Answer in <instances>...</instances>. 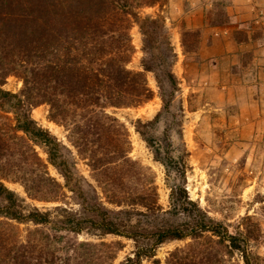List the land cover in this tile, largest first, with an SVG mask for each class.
<instances>
[{
  "label": "trees",
  "instance_id": "trees-1",
  "mask_svg": "<svg viewBox=\"0 0 264 264\" xmlns=\"http://www.w3.org/2000/svg\"><path fill=\"white\" fill-rule=\"evenodd\" d=\"M126 5L124 0H0V264H108L114 256L106 242L72 243L63 240L64 235L38 228L20 239L10 231V221L48 225L54 233L98 231L130 238L135 249L120 264H140L160 243L209 232L240 250L248 264L235 235L188 194L184 108L171 69L175 53L162 19L136 18L145 54L142 67L154 74L161 107L151 119L137 118L134 127L163 166L167 208L157 202L153 179L128 156L123 124L106 111L153 95L144 74L126 67L132 50L127 15L135 17ZM227 21L221 11L211 23ZM9 74L22 79L18 93L1 87ZM42 102L49 105L51 119L68 127L73 144L88 157L92 169H98L108 201L127 206L108 208L99 197L84 192L60 142L30 116V108ZM7 111L13 114L10 122L3 119ZM35 143L45 146L47 161L37 154ZM47 162L59 171L63 186L76 193L81 210L56 207L52 215L49 210L25 208L23 199L3 182H20L32 198L56 197L61 184L50 176ZM125 178L135 179L137 185L125 186ZM208 250H203L200 264L214 263ZM177 252L170 254L167 264H180L177 257L171 260Z\"/></svg>",
  "mask_w": 264,
  "mask_h": 264
},
{
  "label": "rangeland",
  "instance_id": "rangeland-1",
  "mask_svg": "<svg viewBox=\"0 0 264 264\" xmlns=\"http://www.w3.org/2000/svg\"><path fill=\"white\" fill-rule=\"evenodd\" d=\"M124 1L135 16L127 15L132 50L126 67L141 71L153 91L150 99L139 104L106 108L126 130L130 143L128 156L153 179L157 202L167 208L169 187L163 166L153 159L134 127L137 118L151 119L161 107L154 74L142 67L145 54L136 19L157 17L164 22L175 53L171 69L178 80L177 96L184 108L182 135L188 151V194L211 218L221 222L228 233L235 235L245 249L248 264H264V0ZM221 11L228 21L212 25ZM1 87L18 93L22 79L9 74ZM30 116L37 126L60 142L87 195H96L108 208L127 206L111 203L104 196L98 169H92L88 157L78 151L68 127L51 119L47 103L33 105ZM3 119L10 122L13 114L4 112ZM34 149L47 161L43 144L35 143ZM47 168L50 176L61 184L56 197L49 194L32 198L20 182L10 179L3 182L23 199L25 208L49 210L52 215L56 207L81 210L76 193L63 186L59 171L48 162ZM136 183L135 179L130 182L124 179L127 187L133 188ZM10 222L14 226L10 231L20 239L26 237L28 230L38 228L50 235H64L63 240L72 243L106 242L114 254L108 264H120L135 249L134 241L124 236L98 231L54 233L48 225ZM175 250L177 256L171 260L177 257L180 264H200L203 250L210 252L214 262L211 264H246L240 250L209 232L196 239L187 236L160 243L153 256L142 258L140 264H167Z\"/></svg>",
  "mask_w": 264,
  "mask_h": 264
}]
</instances>
